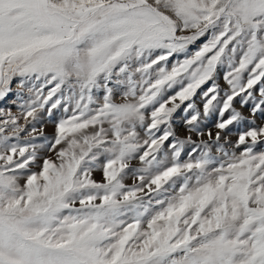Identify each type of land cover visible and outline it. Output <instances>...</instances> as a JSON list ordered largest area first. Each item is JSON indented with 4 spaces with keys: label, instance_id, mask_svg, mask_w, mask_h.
I'll return each instance as SVG.
<instances>
[{
    "label": "rangeland",
    "instance_id": "1",
    "mask_svg": "<svg viewBox=\"0 0 264 264\" xmlns=\"http://www.w3.org/2000/svg\"><path fill=\"white\" fill-rule=\"evenodd\" d=\"M68 4L0 17V264H264V0Z\"/></svg>",
    "mask_w": 264,
    "mask_h": 264
},
{
    "label": "crops",
    "instance_id": "2",
    "mask_svg": "<svg viewBox=\"0 0 264 264\" xmlns=\"http://www.w3.org/2000/svg\"><path fill=\"white\" fill-rule=\"evenodd\" d=\"M36 0H0V17L26 18L32 10ZM90 0H48L58 11H68L73 4Z\"/></svg>",
    "mask_w": 264,
    "mask_h": 264
},
{
    "label": "trees",
    "instance_id": "3",
    "mask_svg": "<svg viewBox=\"0 0 264 264\" xmlns=\"http://www.w3.org/2000/svg\"><path fill=\"white\" fill-rule=\"evenodd\" d=\"M45 2H46V5H47V3H48V0H44Z\"/></svg>",
    "mask_w": 264,
    "mask_h": 264
},
{
    "label": "water",
    "instance_id": "4",
    "mask_svg": "<svg viewBox=\"0 0 264 264\" xmlns=\"http://www.w3.org/2000/svg\"><path fill=\"white\" fill-rule=\"evenodd\" d=\"M0 93H1V91H0Z\"/></svg>",
    "mask_w": 264,
    "mask_h": 264
}]
</instances>
